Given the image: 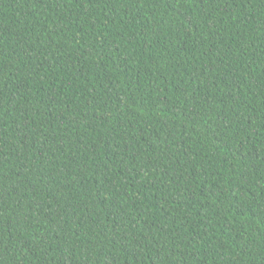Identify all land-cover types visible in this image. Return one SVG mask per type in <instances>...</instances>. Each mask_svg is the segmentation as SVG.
<instances>
[{
	"label": "trees",
	"instance_id": "16d2710c",
	"mask_svg": "<svg viewBox=\"0 0 264 264\" xmlns=\"http://www.w3.org/2000/svg\"><path fill=\"white\" fill-rule=\"evenodd\" d=\"M0 264H264V0H0Z\"/></svg>",
	"mask_w": 264,
	"mask_h": 264
}]
</instances>
